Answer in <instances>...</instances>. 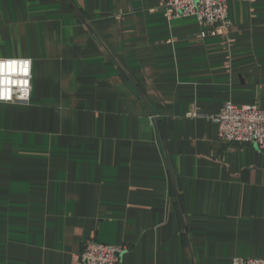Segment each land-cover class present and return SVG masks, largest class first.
Returning a JSON list of instances; mask_svg holds the SVG:
<instances>
[{"label": "crops", "instance_id": "crops-1", "mask_svg": "<svg viewBox=\"0 0 264 264\" xmlns=\"http://www.w3.org/2000/svg\"><path fill=\"white\" fill-rule=\"evenodd\" d=\"M164 3L0 0V59L31 65L28 103L0 102V264H81L88 241L119 264L264 259V155L212 121L264 110V0H229L226 33Z\"/></svg>", "mask_w": 264, "mask_h": 264}, {"label": "built area", "instance_id": "built-area-1", "mask_svg": "<svg viewBox=\"0 0 264 264\" xmlns=\"http://www.w3.org/2000/svg\"><path fill=\"white\" fill-rule=\"evenodd\" d=\"M229 0H165L164 11L167 21L192 17L201 27H212L224 33L230 26L228 20ZM249 2L250 0H236ZM18 69V85L7 82L0 84V102L26 104L31 91V65L25 59H0L2 68ZM7 96L3 97V92ZM217 126V137L228 145H250L264 155V110L255 105H235L225 102L212 117ZM127 250L124 245H105L95 241L84 244L78 261L81 264H119L121 255ZM231 264H264L259 258H234Z\"/></svg>", "mask_w": 264, "mask_h": 264}, {"label": "bare ground", "instance_id": "bare-ground-1", "mask_svg": "<svg viewBox=\"0 0 264 264\" xmlns=\"http://www.w3.org/2000/svg\"><path fill=\"white\" fill-rule=\"evenodd\" d=\"M13 75H0V84L3 82L4 84H6L7 82H9L10 84L15 82L16 85H18L19 83V79L20 78H15V80L12 78ZM1 91H0V96H1ZM7 96V91L3 92V97Z\"/></svg>", "mask_w": 264, "mask_h": 264}, {"label": "snow or ice", "instance_id": "snow-or-ice-1", "mask_svg": "<svg viewBox=\"0 0 264 264\" xmlns=\"http://www.w3.org/2000/svg\"><path fill=\"white\" fill-rule=\"evenodd\" d=\"M3 70V68H2V66H0V71H2Z\"/></svg>", "mask_w": 264, "mask_h": 264}]
</instances>
